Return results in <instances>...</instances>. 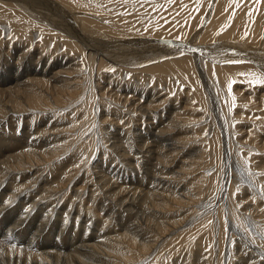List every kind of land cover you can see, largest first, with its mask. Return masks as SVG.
<instances>
[{"label": "bare ground", "instance_id": "6f19581e", "mask_svg": "<svg viewBox=\"0 0 264 264\" xmlns=\"http://www.w3.org/2000/svg\"><path fill=\"white\" fill-rule=\"evenodd\" d=\"M261 81L264 0H0V264H264Z\"/></svg>", "mask_w": 264, "mask_h": 264}, {"label": "rangeland", "instance_id": "374dc122", "mask_svg": "<svg viewBox=\"0 0 264 264\" xmlns=\"http://www.w3.org/2000/svg\"><path fill=\"white\" fill-rule=\"evenodd\" d=\"M237 7H238V6H237ZM171 43H172V45L175 46V47L178 46V45H179V46L181 45L182 47L186 48V45H185L184 43H181V41L178 42V41H174V40H173V42H171ZM200 139L202 140V137H201V136H200ZM27 196H28V197H27ZM25 198H26V199H25ZM25 198H24L23 202H25V203H29V202H30V195H26ZM26 200H27V201H26ZM14 204H18V203L13 202V203L11 204L12 206H11L10 208H12V210L17 209V207L20 208V206H16V205H14ZM0 206H1V205H0ZM14 213H16V212H13V213H12V217H13V218H11L9 215H8V216H3V217H2L3 220H5V221H7V222L9 223V224H8V228H9V226L11 227V225L14 226L13 223H14V221L16 220V219L14 218ZM43 214H44V211H43ZM5 221H4V222H5ZM29 226H30V227H29ZM29 226H28V232L31 234V231L33 232V230L35 229L36 226L33 225V224H31V223H30ZM23 227L26 229L27 226H23ZM8 228H7V229H8ZM44 235H47V234H44ZM1 236H2V232L0 231V237H1ZM47 236H48L49 238L51 237V236H49V235H47ZM72 240H73L72 237L69 236V240H68L69 242L66 241V242H65V245H66V246H69L70 243H72V242H71ZM73 241H75V243H77V242H78V239H74ZM21 244H22V246H24V245H25V241H24V240H20V239L18 240V239H17L16 242H15V246H19V245H21ZM166 249H167V248H166ZM158 263L161 264V263H160V260H158V262L156 261L155 264H158Z\"/></svg>", "mask_w": 264, "mask_h": 264}, {"label": "snow or ice", "instance_id": "6c2138e0", "mask_svg": "<svg viewBox=\"0 0 264 264\" xmlns=\"http://www.w3.org/2000/svg\"><path fill=\"white\" fill-rule=\"evenodd\" d=\"M261 83H264V81H261Z\"/></svg>", "mask_w": 264, "mask_h": 264}]
</instances>
